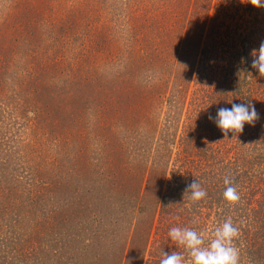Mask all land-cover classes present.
Instances as JSON below:
<instances>
[{"label": "rangeland", "instance_id": "obj_1", "mask_svg": "<svg viewBox=\"0 0 264 264\" xmlns=\"http://www.w3.org/2000/svg\"><path fill=\"white\" fill-rule=\"evenodd\" d=\"M261 42L248 0H0V264H159L228 218L264 264ZM232 103L259 119L225 139Z\"/></svg>", "mask_w": 264, "mask_h": 264}, {"label": "clouds", "instance_id": "obj_2", "mask_svg": "<svg viewBox=\"0 0 264 264\" xmlns=\"http://www.w3.org/2000/svg\"><path fill=\"white\" fill-rule=\"evenodd\" d=\"M248 3L254 8H264V0H248ZM251 56V68L258 70L260 77H264V42H261L258 51L254 49L251 52ZM241 63H244L243 58ZM258 119L259 114L251 103H232L231 107L219 108L215 117L209 116V120L224 133L225 139L229 132L238 135L245 124L252 125ZM224 184V201L229 205L237 204L240 195L232 181L225 177ZM186 194L192 202L201 201L207 196V192L195 179L188 185ZM168 236L177 247L184 249L187 258L177 251L163 253L159 264H239L238 249L233 244L239 236V229L231 218L216 226L210 235L187 226H173L169 229Z\"/></svg>", "mask_w": 264, "mask_h": 264}, {"label": "trees", "instance_id": "obj_3", "mask_svg": "<svg viewBox=\"0 0 264 264\" xmlns=\"http://www.w3.org/2000/svg\"><path fill=\"white\" fill-rule=\"evenodd\" d=\"M189 144V143H188ZM192 144H195L194 142L193 143H191V145L189 146V148H190V150H192V151H194L195 149H197V151H198V153H199V151L200 150H198V148H197V143H196V145H192ZM193 148H194V150H193ZM244 217V219H241V224H240V226L243 228L244 227V224H246L245 226L248 228L249 227V223L251 224V222H250V220L246 217L245 218V216H243L242 215V218Z\"/></svg>", "mask_w": 264, "mask_h": 264}]
</instances>
